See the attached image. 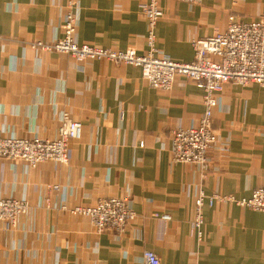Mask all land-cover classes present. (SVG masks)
Returning a JSON list of instances; mask_svg holds the SVG:
<instances>
[{
    "label": "crops",
    "instance_id": "0c3cea01",
    "mask_svg": "<svg viewBox=\"0 0 264 264\" xmlns=\"http://www.w3.org/2000/svg\"><path fill=\"white\" fill-rule=\"evenodd\" d=\"M77 1L79 44L147 52L146 0ZM159 5L158 52L182 62L230 15L264 18V0ZM66 13L67 0H0V138L54 139L65 113L83 126L66 163L0 156V198L28 205L15 226L0 220V264H145L148 250L161 264H264V213L217 201L203 207L202 238L191 226L201 190L248 198L264 186V85L227 83L212 109L219 139L207 164L174 162L172 131L200 125L203 90L182 75L170 90L154 88L133 64L30 46L62 38ZM105 197L135 212L123 233L98 232L71 212Z\"/></svg>",
    "mask_w": 264,
    "mask_h": 264
},
{
    "label": "built area",
    "instance_id": "2783aa9c",
    "mask_svg": "<svg viewBox=\"0 0 264 264\" xmlns=\"http://www.w3.org/2000/svg\"><path fill=\"white\" fill-rule=\"evenodd\" d=\"M177 1L199 3L202 0ZM78 11V1L67 0L63 37L53 43L32 41L30 46L70 54L79 63L86 60H109L133 64L141 69L142 77L154 88L170 90L179 75L192 80L203 90L205 114L199 126L172 131L170 156L174 162H195L205 166L209 160V151L219 139L212 121V109L218 102L217 95L229 82L264 85V18L243 21L230 15L224 31L193 40L194 59L182 62L158 52L155 29L163 16L159 0H146L141 5V12L148 22V49L145 54H139L133 48L122 50L79 44L74 37ZM82 134L81 122L65 113L56 138H0V156L21 159L31 166L46 161L66 163L69 160L70 144L79 140ZM217 201L235 203L264 213V186L255 188L248 198L217 193L208 196L201 190L195 200V216L191 223L192 232L198 238L203 236L204 205L212 206ZM27 208L24 201L0 198V220L15 226L18 217ZM71 212L89 216L98 232L112 230L123 233L136 216L126 200L118 197H105L93 206H77ZM163 218L169 220L171 216L165 214ZM144 259L145 264H161L160 257L152 250L145 252Z\"/></svg>",
    "mask_w": 264,
    "mask_h": 264
}]
</instances>
